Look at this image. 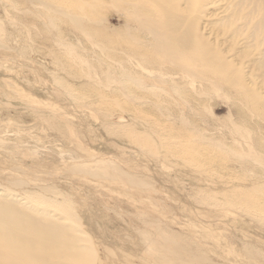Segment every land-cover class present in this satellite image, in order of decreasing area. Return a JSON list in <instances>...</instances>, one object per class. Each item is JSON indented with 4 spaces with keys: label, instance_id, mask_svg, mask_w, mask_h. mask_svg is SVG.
Masks as SVG:
<instances>
[{
    "label": "rangeland",
    "instance_id": "1",
    "mask_svg": "<svg viewBox=\"0 0 264 264\" xmlns=\"http://www.w3.org/2000/svg\"><path fill=\"white\" fill-rule=\"evenodd\" d=\"M104 1L0 0V187L101 264H264V111Z\"/></svg>",
    "mask_w": 264,
    "mask_h": 264
},
{
    "label": "bare ground",
    "instance_id": "2",
    "mask_svg": "<svg viewBox=\"0 0 264 264\" xmlns=\"http://www.w3.org/2000/svg\"><path fill=\"white\" fill-rule=\"evenodd\" d=\"M111 1L152 39L149 47L158 57L198 64L264 111V0ZM127 32L131 42L143 43ZM9 186L28 188L22 181ZM9 190L0 187V264H101L67 207L61 217ZM38 197L53 200L46 191Z\"/></svg>",
    "mask_w": 264,
    "mask_h": 264
}]
</instances>
